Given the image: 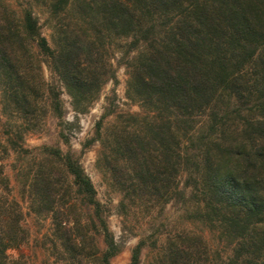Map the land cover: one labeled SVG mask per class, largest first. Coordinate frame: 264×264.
I'll list each match as a JSON object with an SVG mask.
<instances>
[{
  "label": "trees",
  "instance_id": "trees-1",
  "mask_svg": "<svg viewBox=\"0 0 264 264\" xmlns=\"http://www.w3.org/2000/svg\"><path fill=\"white\" fill-rule=\"evenodd\" d=\"M33 4L46 9L50 38ZM122 51L126 97L139 112L106 107L96 123L98 162L124 206L162 209L183 197L197 218L228 239L216 264H264V0H26L0 5V103L7 152L22 155L31 210L51 220L60 264H110L119 247L91 178L69 150L26 147L46 112L63 123L61 87L82 112L116 82ZM42 64L54 81H46ZM59 138L68 137L60 129ZM87 212L81 221L76 201ZM187 207V208H188ZM23 211L0 194V264L27 238ZM94 234L103 245L97 250ZM168 264H195L202 236L176 234ZM141 242L129 264H138Z\"/></svg>",
  "mask_w": 264,
  "mask_h": 264
},
{
  "label": "rangeland",
  "instance_id": "rangeland-1",
  "mask_svg": "<svg viewBox=\"0 0 264 264\" xmlns=\"http://www.w3.org/2000/svg\"><path fill=\"white\" fill-rule=\"evenodd\" d=\"M24 2L26 0H0V5L9 3L19 11ZM33 11L38 17L42 33L50 38V22L46 9L33 4ZM112 53L116 82L108 80L104 83L98 97L82 112L74 110L70 96L60 85L64 105L63 123L60 126L59 120L47 111L40 129L26 135V147L58 144L61 149L69 150L79 159L92 180L98 200L105 206L109 228L119 247L110 264H129L132 251L140 242L138 264H168L164 252L167 240L183 233L202 236L204 239L201 246L204 253L195 264H216L218 255L224 258L229 253L228 239L209 223L198 219L183 197L171 199L162 209L150 210L129 203L123 206L121 194L112 186L108 173L98 162L102 146L96 137V123L104 114L106 107L114 112L104 119L105 128L110 126L116 114L139 112L138 105L126 97L127 72L122 60V51L113 46ZM42 69L46 81L60 84L44 64ZM8 122L9 119L3 113L0 103V194H5L8 188L10 196L19 202L23 211L22 223L27 232V238L19 250L9 249L8 252L13 257L22 255L27 264H60L55 261V255L47 239L51 232L50 218L31 210L30 200L23 191V166L26 158L3 149L5 143L3 133ZM60 129L68 137L67 143L59 138ZM76 209L77 217L84 221L87 212L78 200ZM94 236L99 251L103 245L98 235ZM91 264L99 263L93 261Z\"/></svg>",
  "mask_w": 264,
  "mask_h": 264
}]
</instances>
